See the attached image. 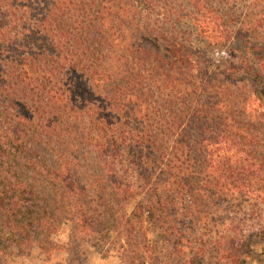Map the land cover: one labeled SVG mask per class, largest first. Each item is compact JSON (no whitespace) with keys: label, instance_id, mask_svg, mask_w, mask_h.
I'll return each instance as SVG.
<instances>
[{"label":"trees","instance_id":"1","mask_svg":"<svg viewBox=\"0 0 264 264\" xmlns=\"http://www.w3.org/2000/svg\"><path fill=\"white\" fill-rule=\"evenodd\" d=\"M156 1L0 0V255L53 245L68 220L114 234L128 264H205L203 199L260 191L250 122L263 114L244 91L264 107V54L243 58V30L227 31L214 0H188L199 33L229 49L231 63L202 67L157 27Z\"/></svg>","mask_w":264,"mask_h":264},{"label":"rangeland","instance_id":"2","mask_svg":"<svg viewBox=\"0 0 264 264\" xmlns=\"http://www.w3.org/2000/svg\"><path fill=\"white\" fill-rule=\"evenodd\" d=\"M155 4L156 14H159L158 17L156 15L157 27L185 45L200 66L216 69L217 65L231 63L227 61L228 48H215L199 33L194 9L188 0H159ZM211 4L222 17L228 32L236 36L239 30H243L241 35L247 38L240 39L233 47L239 52L247 50L249 56L243 58L247 57L256 65L259 56L264 54V25L257 22L264 18V0L258 1V5L254 0H214ZM249 26L252 31L248 34ZM248 84L250 91H244V94H252L250 111L263 114L250 124L259 129L257 136L264 155V107L259 102L261 95L251 93L257 86ZM262 97L264 99V93ZM240 120L248 122L250 119ZM251 133L254 134L253 131ZM258 183L260 185L255 188L260 191H256V196L251 198L239 194V197L222 196L216 202L203 199L207 207L199 215L201 222L197 223L192 233L202 239L196 252L204 255L205 264H264V201L261 197L257 198L264 191L262 178ZM148 237L157 246L163 245L160 233L155 235L149 229ZM51 239L54 244H47L45 248L33 244L0 255V264H128L113 246L114 234L112 241L102 240L101 236L93 239L76 231L70 221L65 220ZM174 258L175 255L169 259L172 261Z\"/></svg>","mask_w":264,"mask_h":264}]
</instances>
